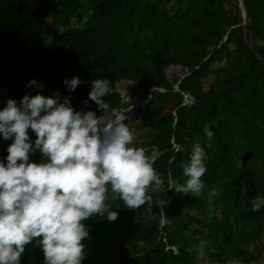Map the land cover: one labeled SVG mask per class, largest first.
<instances>
[{
    "label": "trees",
    "instance_id": "trees-1",
    "mask_svg": "<svg viewBox=\"0 0 264 264\" xmlns=\"http://www.w3.org/2000/svg\"><path fill=\"white\" fill-rule=\"evenodd\" d=\"M243 4L245 25L238 0H0V110L9 99L19 105L25 95L59 92L75 109L100 115L88 94L92 80L107 78L111 109L151 93L131 119L146 129L136 146L161 150L154 167L166 187L169 179L184 182L193 144L208 153L203 194L169 190L166 225L155 205L133 211L119 199L109 201L116 221L86 220L82 264H264V206L251 208L253 198H264V0ZM170 66L183 77L171 81ZM74 76L83 83L69 92L64 80ZM122 80L131 83L128 102L116 87ZM187 94L193 102L183 105ZM11 143L0 135V161ZM42 159L39 151L30 156ZM210 187L219 190L211 205ZM201 244L204 258L196 254ZM21 260L44 264L35 241Z\"/></svg>",
    "mask_w": 264,
    "mask_h": 264
},
{
    "label": "clouds",
    "instance_id": "clouds-1",
    "mask_svg": "<svg viewBox=\"0 0 264 264\" xmlns=\"http://www.w3.org/2000/svg\"><path fill=\"white\" fill-rule=\"evenodd\" d=\"M82 83L78 76L64 80L69 92ZM32 85L43 87L36 80L29 82ZM112 93L109 79L91 81L88 99L100 115L91 109H75L72 97L61 100L59 92L48 97L25 95L19 105L9 99L0 110V135L12 140L7 162L0 161V264H22L26 246L34 241L44 264H82L83 241L89 237L85 221L105 214L109 222L118 218L110 200L119 199L133 211L155 205L164 226L168 221L164 209L169 203L164 197L169 190L195 198L203 194L206 148L193 144L190 160L183 165L184 182L169 179L166 187L154 167L161 150L155 145L151 149L136 146L139 133L105 100ZM29 129L36 135L34 144ZM203 132L211 148L214 133L207 124ZM37 151L43 159L30 162ZM218 195V188L210 187V205ZM262 206L264 198H253V212ZM196 254L206 256L204 244ZM227 264L242 262L232 259Z\"/></svg>",
    "mask_w": 264,
    "mask_h": 264
},
{
    "label": "rangeland",
    "instance_id": "rangeland-1",
    "mask_svg": "<svg viewBox=\"0 0 264 264\" xmlns=\"http://www.w3.org/2000/svg\"><path fill=\"white\" fill-rule=\"evenodd\" d=\"M238 4H239V1H238ZM166 74H167V76L169 77V79L171 81H174V80L180 78L184 74V72L182 70H180L179 67L170 66L169 68H167ZM116 87H117V89L120 92V95L122 97V102H128L131 99V97H130V93H131V83H130V81L122 80V81H120L117 84ZM160 91H163V90L160 89ZM114 112L117 113V114H123L124 113L123 115H125V117H126L125 123L130 124L131 126H133L135 124V121H133L131 119V115L133 113V109L130 110V112H128L127 110H124V111H122V110L121 111L120 110H114ZM133 128H134V126H133ZM134 129L136 130V132L139 133V137H138V139L136 140L135 143L137 144L140 141L145 140V137L142 134L145 133L146 129L140 128V127L138 128L136 126H135Z\"/></svg>",
    "mask_w": 264,
    "mask_h": 264
},
{
    "label": "water",
    "instance_id": "water-1",
    "mask_svg": "<svg viewBox=\"0 0 264 264\" xmlns=\"http://www.w3.org/2000/svg\"><path fill=\"white\" fill-rule=\"evenodd\" d=\"M239 1V7H240V10H241V12H242V18H243V25H245L246 24V13H245V9H244V4H243V0H238ZM183 77V76H182ZM181 77V78H182ZM175 87H177V85L175 86ZM151 98V93H149L148 94V99L146 100V101H144L145 103H147L148 102V100ZM186 104V103H185ZM141 106L142 105H137V106H132V107H130L128 110L130 111V110H134V109H137V108H141Z\"/></svg>",
    "mask_w": 264,
    "mask_h": 264
},
{
    "label": "crops",
    "instance_id": "crops-1",
    "mask_svg": "<svg viewBox=\"0 0 264 264\" xmlns=\"http://www.w3.org/2000/svg\"><path fill=\"white\" fill-rule=\"evenodd\" d=\"M174 67H177V66H174ZM183 76V75H182ZM181 76V77H182ZM181 77H180V79H181ZM179 83V81L176 83V84H174V89L175 90H177V87H175L177 84ZM117 86V85H116ZM118 90V89H117ZM119 91V90H118ZM150 100V99H149ZM144 101H146V100H144ZM144 101H142L141 103H139V104H134V106H137V105H142L141 106V108H137V109H134L133 110V112L135 111V110H138V109H143L144 108V106H145V102ZM193 102V100H192V98L190 97V95H185V98H184V102H183V105H190L191 103ZM186 103V104H185ZM112 110H117V108H114V109H112ZM128 112H129V110H128Z\"/></svg>",
    "mask_w": 264,
    "mask_h": 264
},
{
    "label": "bare ground",
    "instance_id": "bare-ground-1",
    "mask_svg": "<svg viewBox=\"0 0 264 264\" xmlns=\"http://www.w3.org/2000/svg\"><path fill=\"white\" fill-rule=\"evenodd\" d=\"M131 107H132V106H131ZM129 108H130V107H129ZM129 108H128V109H129ZM128 109H125V110L128 111ZM118 110H120V111H121V110L124 111V109H118ZM129 112H130V111H129ZM125 113H126V112H125ZM123 114H124V113H123ZM123 114H121V115H123Z\"/></svg>",
    "mask_w": 264,
    "mask_h": 264
}]
</instances>
